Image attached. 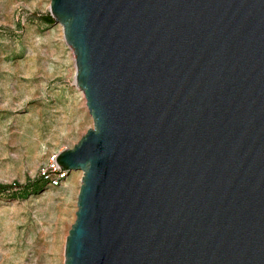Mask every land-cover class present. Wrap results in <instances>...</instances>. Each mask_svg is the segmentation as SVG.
I'll return each mask as SVG.
<instances>
[{"label":"water","instance_id":"1","mask_svg":"<svg viewBox=\"0 0 264 264\" xmlns=\"http://www.w3.org/2000/svg\"><path fill=\"white\" fill-rule=\"evenodd\" d=\"M94 127L64 264H264V0H50Z\"/></svg>","mask_w":264,"mask_h":264},{"label":"rangeland","instance_id":"2","mask_svg":"<svg viewBox=\"0 0 264 264\" xmlns=\"http://www.w3.org/2000/svg\"><path fill=\"white\" fill-rule=\"evenodd\" d=\"M50 0H0V264H64L83 173L22 194L94 121ZM15 194V197H11Z\"/></svg>","mask_w":264,"mask_h":264},{"label":"built area","instance_id":"3","mask_svg":"<svg viewBox=\"0 0 264 264\" xmlns=\"http://www.w3.org/2000/svg\"><path fill=\"white\" fill-rule=\"evenodd\" d=\"M56 156L50 158L47 164L39 171L38 178L42 181L44 187L59 188L69 178L70 172L58 166Z\"/></svg>","mask_w":264,"mask_h":264},{"label":"trees","instance_id":"4","mask_svg":"<svg viewBox=\"0 0 264 264\" xmlns=\"http://www.w3.org/2000/svg\"><path fill=\"white\" fill-rule=\"evenodd\" d=\"M43 22L48 24V25H51L54 23L52 17L47 14L44 18H43ZM32 186V190H38L40 188H43L44 187V184L42 183V181L38 178V181L34 182L32 185H29V186H25V188L22 190V194H26L28 193L29 188ZM0 190H2V187H0ZM16 195L13 194L11 197H15Z\"/></svg>","mask_w":264,"mask_h":264},{"label":"bare ground","instance_id":"5","mask_svg":"<svg viewBox=\"0 0 264 264\" xmlns=\"http://www.w3.org/2000/svg\"><path fill=\"white\" fill-rule=\"evenodd\" d=\"M57 24H59V23H57ZM66 42V41H65Z\"/></svg>","mask_w":264,"mask_h":264}]
</instances>
